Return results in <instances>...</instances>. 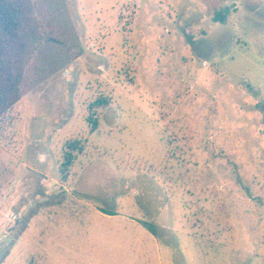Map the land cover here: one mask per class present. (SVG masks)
<instances>
[{
    "label": "rangeland",
    "instance_id": "rangeland-1",
    "mask_svg": "<svg viewBox=\"0 0 264 264\" xmlns=\"http://www.w3.org/2000/svg\"><path fill=\"white\" fill-rule=\"evenodd\" d=\"M36 3L63 43L40 46L3 123L0 264H264V0ZM172 132L197 144L167 154Z\"/></svg>",
    "mask_w": 264,
    "mask_h": 264
},
{
    "label": "trees",
    "instance_id": "trees-1",
    "mask_svg": "<svg viewBox=\"0 0 264 264\" xmlns=\"http://www.w3.org/2000/svg\"><path fill=\"white\" fill-rule=\"evenodd\" d=\"M228 11L221 10L213 17V22L225 24ZM63 43L62 35L52 25L46 13H38L36 0H0V135L4 131L5 118L14 111L15 106L22 100L27 87V71L40 46L47 43ZM78 56V54L76 53ZM110 105L108 97H100L93 103L96 110H102ZM97 111H93L89 116L88 122L91 125V132H94L98 125L99 118ZM172 122L166 125L171 129ZM196 135H186L185 132H172L164 142L167 154L174 152L178 156L177 150H192L193 145L197 144ZM204 142L209 138L203 133ZM211 142V141H209ZM182 146H178V144ZM87 146L86 140L74 139L67 141L64 145L62 158L59 165L60 181L66 183L73 167L78 162ZM172 150V152H170ZM215 157H221L222 152H216L215 147H211ZM184 152V151H183ZM216 152V153H215ZM175 157L165 155V164L162 170H173L175 168ZM197 158V157H196ZM187 165V164H186ZM169 166V167H168ZM186 173L190 172L188 166ZM164 183V181H162ZM165 184V183H164ZM171 189V188H170ZM168 190V189H167ZM249 196V189L244 187ZM106 215H115L114 212L101 209ZM138 223L151 234H155V225L147 220H137Z\"/></svg>",
    "mask_w": 264,
    "mask_h": 264
},
{
    "label": "crops",
    "instance_id": "crops-1",
    "mask_svg": "<svg viewBox=\"0 0 264 264\" xmlns=\"http://www.w3.org/2000/svg\"><path fill=\"white\" fill-rule=\"evenodd\" d=\"M160 260V257H158V261Z\"/></svg>",
    "mask_w": 264,
    "mask_h": 264
}]
</instances>
